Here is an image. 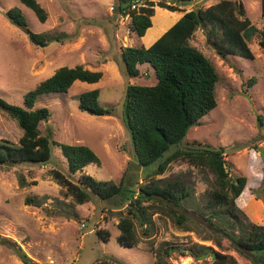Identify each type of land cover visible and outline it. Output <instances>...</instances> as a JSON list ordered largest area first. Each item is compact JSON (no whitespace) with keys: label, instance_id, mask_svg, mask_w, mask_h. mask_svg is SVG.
Here are the masks:
<instances>
[{"label":"rangeland","instance_id":"obj_1","mask_svg":"<svg viewBox=\"0 0 264 264\" xmlns=\"http://www.w3.org/2000/svg\"><path fill=\"white\" fill-rule=\"evenodd\" d=\"M38 1L48 13L45 22L20 0H0V97L23 106L25 94L63 65L83 64L101 70L103 77L96 83L78 80L66 93L44 94L37 99L35 107L51 110L50 118L40 126L53 142L49 162L0 166V264H95L103 258L112 264H155L151 248L164 241L210 245L215 251L234 255L239 264H247L234 249H221L197 230L180 228L162 212L153 216L152 234H144L145 227L137 224L138 245L125 247L117 240V211L124 209L126 198L103 200L93 194L90 201L78 203L72 196L64 195L63 187L51 175L52 169H59L77 180L81 172L70 174L60 144L84 143L100 158V164L90 163L83 170L96 179L118 183L124 177L125 186L137 190L140 183L151 178L156 166L139 165L122 113L127 85L155 84V70L150 64H140L141 74L130 78L122 49L150 46L184 11L206 8L220 0L179 4L184 11H172L158 4L178 3L177 0H139V5L155 3L153 25L145 36L131 29L130 16L118 9L119 0ZM242 1L247 15L263 28L262 0ZM15 6L22 9L31 30L55 33L62 40L43 47L33 44L27 31L6 16V11ZM190 41L215 63L221 79L217 86L218 106L189 130L183 145L197 142L223 146L231 174L248 179L238 205L249 221L264 225V50L255 38L250 43L254 58L230 55L223 59L207 43L202 28ZM95 88L100 89V104L114 107L113 114L95 115L80 110V94ZM22 135L18 121L0 108V141L19 143ZM176 176L192 186L197 202L205 199L213 179L207 169L184 160L172 162L163 174L154 177ZM21 177L26 186L20 185ZM29 196L42 203L27 204ZM186 213L195 217L191 206ZM99 230L109 231L110 239L104 241ZM20 247L31 262L24 263L19 258ZM168 259L170 264H210L214 257L210 254L197 259L173 252Z\"/></svg>","mask_w":264,"mask_h":264},{"label":"trees","instance_id":"obj_2","mask_svg":"<svg viewBox=\"0 0 264 264\" xmlns=\"http://www.w3.org/2000/svg\"><path fill=\"white\" fill-rule=\"evenodd\" d=\"M34 10L40 21L47 20L48 13L38 0H20ZM169 4L160 1L161 7L172 11H184L179 4L193 0H177ZM136 0H119L118 9L131 18V29L145 36L153 25L155 3L147 1L132 9ZM6 16L17 26L24 28L29 40L36 46H47L52 41H61V35L51 32H35L29 28L22 9L18 6L6 11ZM264 18V0H262ZM202 28L207 43L223 58L230 55L254 58L250 43L257 39L264 50V27L259 28L247 15L242 0H220L206 8L184 11L183 15L150 46H125L122 56L130 78L141 74L140 64H150L155 70V84L129 83L123 103L122 121L131 137L134 153L139 165L156 166L153 175L163 174L174 161L184 160L210 171L213 175L211 188L205 199L197 202L192 186L180 176L155 179L152 175L137 190L125 186L124 177L117 183L98 180L83 172L90 163L100 164L97 153L84 143H62L61 151L68 161L70 174L81 172L77 180L59 169L51 175L63 187L65 196H72L78 203L91 200L96 195L103 200L123 196L128 201L119 215L118 242L125 247H136L139 237L136 225L144 228V234L153 232V216L165 213L186 230H197L205 239L215 242L221 249L230 247L248 261L247 264H264V225L248 220L238 205L237 199L245 190L247 177L233 176L223 146L209 143L183 145L189 130L200 123L203 116L218 106L217 86L221 75L215 63L191 43L195 32ZM101 70L86 68L83 64L63 65L51 76L39 82L24 96V105H16L0 97V108L6 110L23 129L19 143L0 141V166L22 163L46 164L53 155V142L43 134L40 126L51 116L46 107H35L37 99L49 93H66L78 80L99 82ZM100 89L95 88L80 94L79 108L95 115H111L114 107H104L99 102ZM20 185L26 186L24 177ZM264 191V190H263ZM164 196L170 202L158 196ZM125 199V200H126ZM42 203L27 197V204ZM191 206L194 216L187 215ZM104 241L111 233L99 230ZM155 264H170L173 252L192 255L201 259L214 257L210 264H239L237 258L227 252L215 251L212 246L194 242L192 244L164 241L152 247ZM17 255L24 263L31 258L20 247ZM95 264H112L107 258Z\"/></svg>","mask_w":264,"mask_h":264},{"label":"water","instance_id":"obj_3","mask_svg":"<svg viewBox=\"0 0 264 264\" xmlns=\"http://www.w3.org/2000/svg\"><path fill=\"white\" fill-rule=\"evenodd\" d=\"M158 198L161 199V200H163V201H166V202H168V203L170 202V200L167 199V198H165L164 196H161V195H160V196H158ZM0 239H1V237H0Z\"/></svg>","mask_w":264,"mask_h":264},{"label":"built area","instance_id":"obj_4","mask_svg":"<svg viewBox=\"0 0 264 264\" xmlns=\"http://www.w3.org/2000/svg\"><path fill=\"white\" fill-rule=\"evenodd\" d=\"M137 5H139V0H136V2L132 5V9L136 8ZM127 16H129V14H127Z\"/></svg>","mask_w":264,"mask_h":264}]
</instances>
